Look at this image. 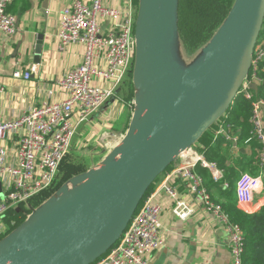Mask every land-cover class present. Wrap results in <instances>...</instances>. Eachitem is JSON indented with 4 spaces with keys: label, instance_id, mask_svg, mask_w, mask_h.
<instances>
[{
    "label": "water",
    "instance_id": "95a60500",
    "mask_svg": "<svg viewBox=\"0 0 264 264\" xmlns=\"http://www.w3.org/2000/svg\"><path fill=\"white\" fill-rule=\"evenodd\" d=\"M161 1L140 3L135 29L137 107L124 138L79 185L63 187L15 236L0 242L6 245L0 249V264H91L99 257L92 255L112 233L115 238L108 247L120 239L154 180L239 94L262 30L264 0H237L206 47L203 61L185 69L178 81L170 78L166 59L168 30L174 37V23L160 12ZM175 7L176 0L174 21ZM251 89L258 94L257 84ZM3 198L0 177V201Z\"/></svg>",
    "mask_w": 264,
    "mask_h": 264
},
{
    "label": "built area",
    "instance_id": "2783aa9c",
    "mask_svg": "<svg viewBox=\"0 0 264 264\" xmlns=\"http://www.w3.org/2000/svg\"><path fill=\"white\" fill-rule=\"evenodd\" d=\"M130 6L133 0H128ZM13 0H0V32L12 37L17 31V18L8 11ZM120 10L104 4V0H90V3L76 1L63 10L58 30L60 49L73 44L85 46L82 63L68 71L59 82L60 88L67 94L61 102H44L25 112L13 121L0 122V141L9 134L21 131L15 166H5L6 151L0 147V177L9 180L4 198L0 201V233L4 230L3 220L7 212L49 189L55 182L61 163L69 153L72 138L77 126L75 116L80 121L95 114L114 96L127 75L131 61L134 59L135 36L132 12L126 15L122 26L115 32L103 35L98 18L118 19ZM102 57L105 68L96 66L95 61ZM264 62V40L257 43L252 54L251 63L240 87L243 94L252 103V131L248 142L256 141L260 145L258 151L259 174L240 175L236 182L237 206L246 214H255L264 208V100L256 99L251 84L260 86L264 79L260 78L261 64ZM35 72L24 75L26 79ZM20 72L14 77L20 78ZM93 80L106 81L109 88L92 86ZM49 92V96H52ZM227 128H219L217 135H226ZM124 138L120 136V141ZM235 140V139H234ZM236 141V140H235ZM241 151L235 145L234 152ZM195 155V162L188 163L167 171L164 181L156 192L149 193L131 219L109 254L95 264H149L151 255L164 245L160 237L161 207L155 203L158 193L165 194L172 202L173 215L180 221H187L194 209L189 202L179 197L174 185L175 178L185 180L195 200L218 223L226 226L229 233V247L232 264H242L245 249L242 228L232 223L223 206L213 200L206 189L203 178L196 173L198 163L208 168L214 181L224 182V173L216 164L209 163L202 154H197L193 145L182 153ZM224 182V188H228ZM139 206V205H138Z\"/></svg>",
    "mask_w": 264,
    "mask_h": 264
},
{
    "label": "crops",
    "instance_id": "0c3cea01",
    "mask_svg": "<svg viewBox=\"0 0 264 264\" xmlns=\"http://www.w3.org/2000/svg\"><path fill=\"white\" fill-rule=\"evenodd\" d=\"M76 1L90 3V0H13L9 5L8 11L17 18V31L12 37L0 32V122L16 120L25 112L48 100L55 103L66 99L67 94L60 88L59 82L68 71L82 63L85 46L73 44L63 50L60 49L58 30L63 10ZM104 4L120 10L122 14L115 20L98 18L103 35L117 31L129 11L132 12L135 34L138 14L136 16L133 3L130 6L128 0H104ZM95 64L100 68L106 66L102 57L97 59ZM33 68L35 72L26 79L24 75ZM16 72H20L22 76L14 77ZM124 82L125 80L111 100L95 114L83 121H80L76 114V131L83 126L82 131L76 136L75 149L83 150L92 144L104 149L110 135L123 132L129 120L131 124L134 111L130 110L124 101L126 95ZM91 85L102 88L111 86L109 82L100 80H93ZM49 92L53 93L52 96H49ZM137 98L136 88V98L133 101L135 108ZM22 135L19 131L9 134L0 141V147L6 151V167L17 165ZM196 147L198 148H194L195 152L201 154L198 149H202V146ZM240 150L248 153L244 149ZM257 159L256 155L252 165L258 175ZM194 162L195 155L187 154L173 163L171 171ZM164 176L165 174L156 183L152 192L158 191ZM1 179L4 194L9 180L6 176ZM174 185L179 197L190 203L194 213L187 221L182 222L172 213L173 202L165 194L156 195L154 201L161 207L160 237L164 245L151 255L149 264H232L226 226L218 223L205 211L201 203L195 200L185 180L175 178ZM213 195L217 200L220 199L216 191Z\"/></svg>",
    "mask_w": 264,
    "mask_h": 264
},
{
    "label": "trees",
    "instance_id": "16d2710c",
    "mask_svg": "<svg viewBox=\"0 0 264 264\" xmlns=\"http://www.w3.org/2000/svg\"><path fill=\"white\" fill-rule=\"evenodd\" d=\"M237 0H176L175 21L176 35L182 50L191 57L195 58L200 52L206 49L213 37L228 19L231 10ZM141 0H133L135 14L139 13ZM264 40V21L258 43ZM135 59L131 68L124 78V90L126 92L124 101L129 109L134 111V100L136 98V86L134 81ZM260 78L264 79V62L261 64ZM123 80V81H124ZM256 99L264 100V82L259 86ZM252 103L241 93L234 99L232 105L225 114L205 131L193 145L202 146L199 148L205 160L216 164L218 169L224 173V182H228L229 188H224V182H216L212 173L201 163L196 166V173L203 180L206 189L211 193L213 200L223 206L224 211L229 215L232 223L238 224L244 232L245 249L242 264H264V208L255 214H246L237 206L236 182L240 175L248 173L257 176L252 163L258 158L260 145L256 141L248 142L251 137L252 124ZM130 127V120L123 131L126 134ZM227 128L226 135H217L219 128ZM236 141H235V140ZM235 145L239 149H244L248 153L241 151L234 152ZM106 157H103L102 162ZM258 160V159H257ZM94 166H97L94 164ZM171 163L166 170L160 174L149 186L145 197L152 192L159 179L172 169ZM93 168L83 163L82 160L73 156L66 155L60 165L58 175L54 184L38 196L29 200L18 207L10 209L4 220V230L0 233V242L19 230L27 221L29 216L42 205L54 197L66 183L80 175H84ZM219 193L220 199H216L214 192ZM143 202L139 203L138 210ZM118 244H112L102 254L99 255L91 264L104 258L111 249Z\"/></svg>",
    "mask_w": 264,
    "mask_h": 264
},
{
    "label": "rangeland",
    "instance_id": "374dc122",
    "mask_svg": "<svg viewBox=\"0 0 264 264\" xmlns=\"http://www.w3.org/2000/svg\"><path fill=\"white\" fill-rule=\"evenodd\" d=\"M169 14L171 16H173V13L169 12ZM176 21H174V37L171 43H167L166 44V59L167 62L169 63L170 67V71H171V75L170 78H172V80L174 81H178L183 73V71L187 68H193L196 67L197 65H199L204 57H205V50H203L202 52H200L195 58H191L188 55H186V53L182 50L180 43L178 41L177 35H176ZM134 38L136 40L135 43V48H134V59L135 57L137 58V39H136V35L134 34ZM134 59L131 61L129 69L131 68ZM106 104H104L101 108H103ZM135 111V110H134ZM119 125V123H118ZM82 126L81 125L78 130L75 132L74 137L72 138L71 141V146L69 148V154H72L73 156L77 157L78 159L82 160L84 164L88 165V166H92L93 168L96 167L94 166V164L98 165L100 164V160L103 157H107L112 151L113 149L122 141H120V136L123 135L125 136L124 132H121L117 135H110V137L108 138V142L105 144L106 146L104 147V149H101L99 147L94 146L93 144L89 147L84 148L83 150H77L75 149V145L74 142L76 140V136L79 134V132L82 131ZM82 176H76L72 179H70L66 185H64L63 187H67V188H71V187H75L77 185H79L82 182ZM62 187V188H63ZM61 188V189H62ZM60 193V191L58 192V194ZM56 194V195H58ZM55 195V196H56ZM28 204V203H27ZM16 234H12L9 238H12L13 236H15ZM115 236L112 233L111 236L109 237V239L106 241V243L100 247L96 253H94L91 257L95 258L97 257V255L102 254L104 251H106V248H108V245L110 244V242H112V240H114ZM6 245L1 244L0 245V249L5 248Z\"/></svg>",
    "mask_w": 264,
    "mask_h": 264
},
{
    "label": "bare ground",
    "instance_id": "6f19581e",
    "mask_svg": "<svg viewBox=\"0 0 264 264\" xmlns=\"http://www.w3.org/2000/svg\"><path fill=\"white\" fill-rule=\"evenodd\" d=\"M173 7H174V0H162L160 5L158 6L160 12L164 13L165 15L168 16L169 18V22L172 24L174 23V12H173ZM169 12L173 13V16H171L169 14ZM172 27V25H171ZM172 32H171V28L168 30V42L173 40L172 37ZM136 96V95H135ZM199 164V163H198ZM97 248H94V251ZM57 264H70V260H61L59 261Z\"/></svg>",
    "mask_w": 264,
    "mask_h": 264
}]
</instances>
